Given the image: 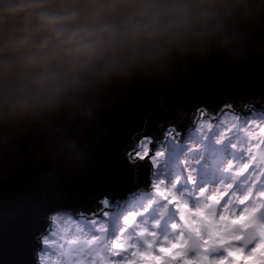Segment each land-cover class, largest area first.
<instances>
[{
    "label": "clouds",
    "instance_id": "clouds-1",
    "mask_svg": "<svg viewBox=\"0 0 264 264\" xmlns=\"http://www.w3.org/2000/svg\"><path fill=\"white\" fill-rule=\"evenodd\" d=\"M0 264H264V0H0Z\"/></svg>",
    "mask_w": 264,
    "mask_h": 264
},
{
    "label": "water",
    "instance_id": "water-1",
    "mask_svg": "<svg viewBox=\"0 0 264 264\" xmlns=\"http://www.w3.org/2000/svg\"><path fill=\"white\" fill-rule=\"evenodd\" d=\"M19 259H24V257H20Z\"/></svg>",
    "mask_w": 264,
    "mask_h": 264
}]
</instances>
